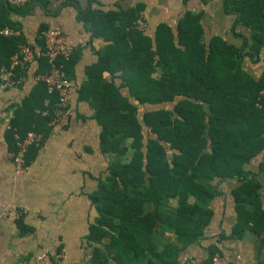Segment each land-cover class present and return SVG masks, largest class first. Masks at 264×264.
Listing matches in <instances>:
<instances>
[{"label":"trees","instance_id":"16d2710c","mask_svg":"<svg viewBox=\"0 0 264 264\" xmlns=\"http://www.w3.org/2000/svg\"><path fill=\"white\" fill-rule=\"evenodd\" d=\"M87 1L80 19L104 44L79 99L93 108L101 152L112 158L89 195L97 211L86 237L92 263L176 264L179 252L203 235L213 214L209 203L226 180L237 181L230 191L236 216L223 238L249 230L264 248L263 186L248 170L264 150V0H222L237 45L220 35L205 41L201 10L184 11L175 30L161 23L149 37L138 27L140 3L105 11ZM21 44L0 37L10 47L0 67ZM37 60L40 71L49 70L44 57ZM76 60L75 52L64 62L69 79ZM57 100L37 83L11 120L13 146L14 135L48 131ZM145 105L151 108L139 113ZM257 171L264 178V157Z\"/></svg>","mask_w":264,"mask_h":264},{"label":"crops","instance_id":"0c3cea01","mask_svg":"<svg viewBox=\"0 0 264 264\" xmlns=\"http://www.w3.org/2000/svg\"><path fill=\"white\" fill-rule=\"evenodd\" d=\"M48 1L18 8L0 6V37L20 39L37 54L34 62L18 74L22 79L18 88L0 90V264H37L36 260L42 257L50 264H93L92 246L86 237L97 211L89 195L112 158L101 152L94 110L88 101L79 99V89L88 80L87 69L96 64L104 42L100 37L93 38L80 19L87 0ZM137 3L142 5L138 27L152 37L161 23L175 30L178 18L186 10H203L206 17L208 12L204 7L210 2L204 5L199 0H94L91 7L107 11L126 9ZM219 14L226 23L228 15L222 7ZM229 16L230 26L223 28L219 27L223 22L217 25L214 22L208 37L220 35L237 45L239 41L229 31L233 22V16ZM43 27L66 33L77 60L68 78L66 108L49 123L48 131L33 147L35 153L27 151L24 171L16 173L11 158L15 147L8 126L25 98L42 82L40 77L47 73V68L40 71L37 60L42 50ZM5 28L14 34L3 35L1 31ZM9 48L0 45V54L7 53ZM251 69L260 72V67ZM35 98L40 102L42 93L37 92ZM43 104H47V99ZM263 157L264 150L249 164L248 170L262 182L264 209V178L257 171ZM236 185L237 181L226 180L217 186L218 194L209 203L213 212L209 224L196 242L179 252L176 264H206L211 260L213 248L232 263L264 264V248L252 231L246 230L240 238L222 236L229 235L235 222L230 191Z\"/></svg>","mask_w":264,"mask_h":264},{"label":"built area","instance_id":"2783aa9c","mask_svg":"<svg viewBox=\"0 0 264 264\" xmlns=\"http://www.w3.org/2000/svg\"><path fill=\"white\" fill-rule=\"evenodd\" d=\"M34 0H0V3L10 5L13 7H22L27 3ZM63 2L66 0H55ZM3 35H13L14 31L10 29H3ZM43 38V48L40 55L44 57L49 63V70L40 80L45 83L47 93H56L58 100L55 108L53 109L54 118L61 114L67 105V91L70 86V81L66 77L64 70V62L67 61L73 53V46L67 37V34L57 29L48 28L41 32ZM35 50L27 45L21 44L18 46L17 51L10 57L9 63L0 68V90L18 88L22 79L16 74L17 69L25 70L36 59ZM47 112L42 111V115ZM8 128H11L8 126ZM41 133L28 132L25 136L19 137L14 135L15 150L11 154L13 166L16 173H21L25 169V156L29 147L36 146L42 139ZM46 258H38L37 264H50L45 263ZM207 264H236L228 261L219 253L212 255L211 260Z\"/></svg>","mask_w":264,"mask_h":264},{"label":"rangeland","instance_id":"374dc122","mask_svg":"<svg viewBox=\"0 0 264 264\" xmlns=\"http://www.w3.org/2000/svg\"><path fill=\"white\" fill-rule=\"evenodd\" d=\"M221 2H222V0H212L209 4L206 5V7H204V9L207 10V12H208L207 16L206 17L202 16V19H201V23H203V27L205 25L204 34H203V36H204L203 38H204L205 41H208V38H209L208 36L213 31L212 30L213 23L215 22L216 25H217V24H222V22H223L221 20L222 16H220V14H219L220 13ZM201 11L203 12V10H201ZM210 13L212 14L211 16H209ZM226 17H227L226 18V23L223 22L224 25L223 24L219 25V27L221 26V27L224 28V26L225 27H229L230 26L231 18H230L229 15L226 16ZM216 25L214 26V28H216ZM263 53L264 52H262V54ZM246 65H247V68L249 70L253 67V65H251L250 63H247ZM246 65H245V67H246ZM255 74H257V73L255 72ZM150 108H151V106L145 105V106H141L138 110H139V113H141L144 109H150Z\"/></svg>","mask_w":264,"mask_h":264}]
</instances>
